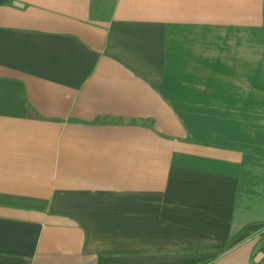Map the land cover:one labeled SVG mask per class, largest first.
I'll list each match as a JSON object with an SVG mask.
<instances>
[{
	"label": "crops",
	"instance_id": "crops-1",
	"mask_svg": "<svg viewBox=\"0 0 264 264\" xmlns=\"http://www.w3.org/2000/svg\"><path fill=\"white\" fill-rule=\"evenodd\" d=\"M263 228L264 0H0V264H250Z\"/></svg>",
	"mask_w": 264,
	"mask_h": 264
},
{
	"label": "trees",
	"instance_id": "trees-1",
	"mask_svg": "<svg viewBox=\"0 0 264 264\" xmlns=\"http://www.w3.org/2000/svg\"><path fill=\"white\" fill-rule=\"evenodd\" d=\"M261 257L259 262L255 260ZM264 261V233H262L256 242L255 246L252 249L251 256H250V264H261Z\"/></svg>",
	"mask_w": 264,
	"mask_h": 264
},
{
	"label": "rangeland",
	"instance_id": "rangeland-1",
	"mask_svg": "<svg viewBox=\"0 0 264 264\" xmlns=\"http://www.w3.org/2000/svg\"><path fill=\"white\" fill-rule=\"evenodd\" d=\"M262 233H264V228H263V230L260 231V233L257 235L256 238L259 239V237H260V235H261Z\"/></svg>",
	"mask_w": 264,
	"mask_h": 264
},
{
	"label": "water",
	"instance_id": "water-1",
	"mask_svg": "<svg viewBox=\"0 0 264 264\" xmlns=\"http://www.w3.org/2000/svg\"><path fill=\"white\" fill-rule=\"evenodd\" d=\"M261 264H264V261Z\"/></svg>",
	"mask_w": 264,
	"mask_h": 264
}]
</instances>
